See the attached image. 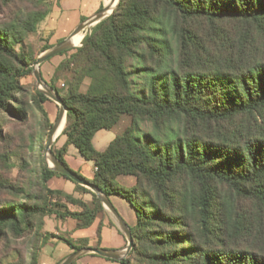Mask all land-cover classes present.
<instances>
[{"label":"trees","instance_id":"trees-1","mask_svg":"<svg viewBox=\"0 0 264 264\" xmlns=\"http://www.w3.org/2000/svg\"><path fill=\"white\" fill-rule=\"evenodd\" d=\"M50 12V0H0V119L7 112L24 122L10 105L37 59L25 41ZM80 44L49 84L66 107L65 141L51 150L80 179L132 208V247L117 263L264 264V0H118ZM128 62L144 94L133 87ZM61 73L68 78L57 88ZM35 98L48 131L49 99L39 90ZM125 115L130 125L97 151L95 134ZM69 146L93 164L91 178L66 164ZM1 173L0 194L23 200L0 197V241L29 235L34 246L47 235L46 217L71 219L82 230L105 215L95 193L45 162L27 192ZM118 176L134 177L135 185H118ZM53 178L72 182L90 201L52 187ZM100 232L101 224L95 248ZM57 239L71 251L88 246L87 239L81 246Z\"/></svg>","mask_w":264,"mask_h":264},{"label":"rangeland","instance_id":"rangeland-1","mask_svg":"<svg viewBox=\"0 0 264 264\" xmlns=\"http://www.w3.org/2000/svg\"><path fill=\"white\" fill-rule=\"evenodd\" d=\"M67 1L69 0H64L63 2L67 3ZM112 1L114 2V0ZM59 2L60 0H50V14L38 25L36 33L29 35L25 41V43L31 47L34 56L38 57L41 53H43H40V51L46 43H51L53 47L54 45L58 44L60 40H64L65 38H67L71 34V32H73V30H75L79 25L77 24V21L80 17L78 8L72 11L65 8L62 13H59V10H56L58 8V6L56 5H58ZM103 6L105 5L102 0V7ZM54 11H56V13L58 14L57 18L55 19V21H52L53 19H51L52 23H50L51 21L49 19L48 23L47 19ZM96 24L97 23H94L90 27L84 29L82 31L83 36L85 37V35L88 34ZM83 36L82 38H84ZM80 42L78 44H80ZM72 52L73 51L71 50L67 53H64L63 55H56L46 62L42 63L37 68V70L40 72L43 82L46 85L51 87L49 84L51 82V78L56 66L62 60L66 59ZM127 69L133 76L134 80L132 85L133 87L135 86L136 92L144 94L145 83L144 80L140 77L141 74L135 73L137 69L133 66L132 62H128ZM67 78L68 75L66 73H61L59 75L58 81H56L55 83L56 87L63 88L64 80ZM88 83L89 80L86 79L82 86V91H85ZM20 85L21 91L20 93H18L16 101L12 102L10 107L12 109H18L20 111V114L22 115V117H24V122H21L17 118V116L15 117L12 113L4 112L2 114V118L0 119V170L2 172V179H6L8 182H12L14 184L16 183L22 191L27 192L30 184L38 178L42 163L45 162V164L50 165L48 161L49 156L45 152V147L51 129L47 131L43 126V119L40 112L38 111L37 102H35V90H38V88L33 74L27 75L22 78L20 80ZM43 108L45 111L47 110L46 112L49 114L50 120L53 124L59 111L58 105L49 100L48 102L43 104ZM126 125H130V118L125 115L112 129L98 131L94 138L95 141H93L95 148L100 151V148H98L95 143L96 139L99 136L103 135L104 139L108 140L109 142L116 135H120L127 127ZM64 127L65 123L63 129ZM141 128L143 133H146L150 130V127L147 124H144ZM62 131L61 134H59L54 139L53 143L50 146V150L52 146L56 147V144H58L64 138V136L62 135ZM107 144H105V147ZM105 147L101 149H104ZM70 148L71 152L69 158L71 160L81 159L77 150L73 146H71ZM3 155L7 156V160L3 159ZM87 163L91 165V162L87 161ZM116 182L118 185H121L122 179H116ZM76 193L77 196H81L80 199L88 198V201H90L91 199V196L89 194H82L79 192ZM0 197L3 200L12 198L13 202L16 204L21 203L23 200L21 196L11 197L7 194H0ZM114 200H117L115 201V205L118 211L125 217V219H127V221H129V217L134 219L133 210L126 201H124L123 199L118 200L117 198H115ZM67 205L69 206V204ZM70 206L73 209L79 210V208L76 206ZM50 218H52V216L46 217L44 219L43 233L47 235L34 246L31 245L33 242L32 236L29 235H26L25 237L19 239H13L7 236L4 240L0 241V264H12L20 261L24 262V264H28L33 260L38 262L39 255L44 251V248H48V244H51V246L53 247L49 248L51 251H54V254L59 252V245L67 248L68 253L60 255L53 263L60 264L73 251H71L62 241L57 239V237L68 238L72 240V242H74V244L77 246L83 245V243L81 244V242L85 238L73 234L74 231H76L74 229L75 222L73 220L67 219L66 224L61 221L62 224L56 223L54 225V223L50 222ZM61 228L64 230H61ZM112 239L114 241H117V239L114 237H112ZM126 245L127 241L125 243V247ZM87 247L95 248L94 245ZM125 247L122 249L123 251L125 250ZM45 253H48V250H46ZM90 256L96 255L86 254L79 257L77 260L82 257ZM77 260H75L71 264H75Z\"/></svg>","mask_w":264,"mask_h":264},{"label":"crops","instance_id":"crops-1","mask_svg":"<svg viewBox=\"0 0 264 264\" xmlns=\"http://www.w3.org/2000/svg\"><path fill=\"white\" fill-rule=\"evenodd\" d=\"M63 1L64 0H60L59 4L56 5V6H58V8L56 10H59V13H62L65 10V8H67L68 10H71V11L76 10V8H78V10H79L78 12L80 13V17L77 21V24H80L82 22L83 18H85V20H86V19L90 18L91 16H93L102 7V0H69V1H67V3L63 2ZM103 2H104V5H107V6H112V4H113V1H112L111 5L108 4L109 3L108 0H103ZM57 15L58 14L56 13V11H54L50 15V17H48V19H47L48 23H49V19H50V21H51V19H53L52 21H55V19L57 18ZM47 21H46V23H47ZM52 21L50 23H52ZM48 44L51 45V43H48ZM94 138H95V136H94ZM94 138H93V141H95ZM113 139H111V140H113ZM64 141H65V137L58 144H56V148L57 149L60 148L63 145ZM93 141H92V143H93ZM107 142H108V140L104 139V136L101 135L96 139L95 143H96L97 147L100 148V151H103L107 147V145L109 144V142H108V144H107ZM105 144H107L106 147H105ZM93 146H94V143H93ZM70 147L71 146L68 147L66 155L64 156L66 164L70 167V169H72L75 172L80 173L85 178H91L93 175V172H94L93 164L91 163V165H89L87 163V161L83 160V158L81 156H80L81 159H79V160H73V159L71 160L69 158L70 152H71ZM103 147H105V148L101 149ZM94 148H95V146H94ZM97 151H99V150H97ZM116 179H122L121 186H124L126 188H131L135 185V178L132 176H118ZM49 184L52 187L63 190L65 193L70 194L75 198H79V199L81 198V196H77V193L74 191V184L70 181H67V180L62 179V178H53ZM115 198H117L118 200L121 199L117 196H109L108 197L109 201L111 202L112 206L114 207V209L116 210L118 215L122 218V220L130 228L135 223V215H134V219L129 217L130 219H129V221H127V219H125V217L118 211V209L115 205V201H117V200H114ZM82 200L88 201V198H83ZM68 208L71 211H79V210L71 208L70 205L68 206ZM129 215H131V214H129ZM61 221H63L64 224L67 223L66 222L67 219L57 220L54 218V216H52V218H50V222L54 223V225L56 223L62 224ZM99 224H101V232H100L101 236H100V244H99L100 248L110 249V250H122L125 247L126 239H125L124 235L122 234V232L120 231L119 227L117 226L114 218L107 212V210H105L104 217L96 219V221L93 223V225L91 227H89L87 229H83V230H76V231H74L73 234H75L76 236L83 237V238L87 239L88 240V246H93V245L95 246L97 243L96 231H97V227ZM61 230H64V229L61 228ZM112 237L116 238L117 241H114L112 239ZM49 247L53 248L51 246V244H48V248H44V251L39 255L37 264H53L54 261L57 259V257H59L60 255L68 253L67 248L62 246V245L58 246L59 252L56 254H54V251H51ZM46 250H48V253H45ZM75 264H118V263H117V261L106 260L105 258H101L98 256H90V257L80 258L79 260L76 261Z\"/></svg>","mask_w":264,"mask_h":264},{"label":"water","instance_id":"water-1","mask_svg":"<svg viewBox=\"0 0 264 264\" xmlns=\"http://www.w3.org/2000/svg\"><path fill=\"white\" fill-rule=\"evenodd\" d=\"M118 0H116L117 5ZM114 8L111 10L110 14ZM108 11L107 6H103L97 13H95L90 18L86 19V21H82L71 34L62 40L60 43L54 45L49 50L44 51L41 53L36 61L31 65L32 68V74L35 78L36 85L38 90L44 94L49 100L54 102L58 105L59 111L56 117V120L52 124L49 136L47 138L45 152L47 153L48 161L50 165H47L49 169L52 171H55L57 173H60L62 175L67 176L72 182L79 184L81 186H84L91 190L93 193L97 195L99 198L102 206L105 210L114 218L117 226L119 227L120 231L124 235L127 245L125 247V250H110V249H103V248H91L87 247L85 249H79L76 251H73L69 256H67L60 264H71L75 260H77L79 257L86 255V254H95L101 258L115 260L117 262L123 260L126 258L127 254L129 253L131 247H132V237L130 228L127 226V224L122 220V218L118 215L114 207L112 206L111 202L109 201L108 197L103 195L99 190H97L95 187H93L91 184L87 183L86 181L80 179L75 173L71 172L68 168H66L61 162H59L55 156L52 154L50 150V146L53 143L54 139L57 137L58 130L60 128V125L62 123V118L66 119V107L63 104L61 98L58 96V94L48 85H46L40 75V72L37 70V68L50 58L59 55L60 53L64 51H68L73 49L75 46L72 45V38L77 35L78 33L82 32L84 29L88 28L90 25L94 23H98L101 20L105 19L109 15H106V12ZM81 44L78 46L80 47Z\"/></svg>","mask_w":264,"mask_h":264},{"label":"bare ground","instance_id":"bare-ground-1","mask_svg":"<svg viewBox=\"0 0 264 264\" xmlns=\"http://www.w3.org/2000/svg\"><path fill=\"white\" fill-rule=\"evenodd\" d=\"M108 2H109V3H108L109 5L112 4V1H111V0H108ZM115 4H116V0H114L112 6H107V5H105V6H107V8H108V11L106 12V15H109V14H110V12H111V10L114 8ZM90 26H91V25H90ZM90 26H89V27H90ZM82 36H83V33H82V32H80V33H78L77 35H75V36L72 38V45L75 46V47H78V46L80 45V44H78V43H79L80 40L82 39ZM77 44H78V45H77ZM63 126H64V119L62 118V123H61V125H60L59 130H58L57 136H58L59 134H61V131H62V129H63Z\"/></svg>","mask_w":264,"mask_h":264}]
</instances>
